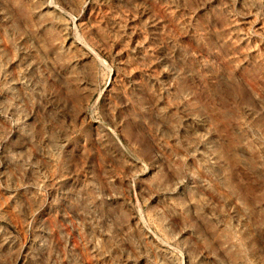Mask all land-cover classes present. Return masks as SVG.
Returning <instances> with one entry per match:
<instances>
[{"label": "rangeland", "instance_id": "1", "mask_svg": "<svg viewBox=\"0 0 264 264\" xmlns=\"http://www.w3.org/2000/svg\"><path fill=\"white\" fill-rule=\"evenodd\" d=\"M0 264H264V0H0Z\"/></svg>", "mask_w": 264, "mask_h": 264}]
</instances>
